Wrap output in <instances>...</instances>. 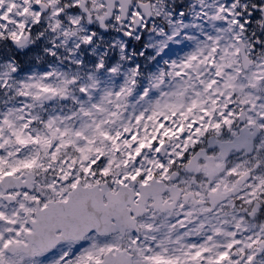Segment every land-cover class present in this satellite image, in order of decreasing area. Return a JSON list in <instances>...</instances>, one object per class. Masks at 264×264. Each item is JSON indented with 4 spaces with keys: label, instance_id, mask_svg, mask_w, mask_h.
Here are the masks:
<instances>
[{
    "label": "snow or ice",
    "instance_id": "obj_1",
    "mask_svg": "<svg viewBox=\"0 0 264 264\" xmlns=\"http://www.w3.org/2000/svg\"><path fill=\"white\" fill-rule=\"evenodd\" d=\"M80 11L0 0V264H264V0H136L123 35L153 39L118 90Z\"/></svg>",
    "mask_w": 264,
    "mask_h": 264
},
{
    "label": "rangeland",
    "instance_id": "obj_2",
    "mask_svg": "<svg viewBox=\"0 0 264 264\" xmlns=\"http://www.w3.org/2000/svg\"><path fill=\"white\" fill-rule=\"evenodd\" d=\"M175 1V3H170L168 0H164V6L171 11H176L180 7H186L190 2V0ZM188 20L190 21V17H188ZM160 21H163L162 24L165 23L163 17H157L156 22L158 23ZM93 29L97 31L96 26ZM97 33H99L98 36L100 37V39L98 40L96 47L86 49L84 53H81V56L82 58L92 57L94 60L98 61L99 56L97 55V53L103 52L104 46H106L108 43H111L112 41L122 40L125 44V55L127 58L126 61L121 60L119 51H111L110 58L107 57V61L110 67L116 65L117 63L120 64V74L113 75L110 71H107L106 75H104L103 77H98L101 90H118L119 87L124 84V72L126 71L127 67L136 66L137 60L140 59L137 56V53L144 47L145 41H152L153 35L150 31H145L142 33L140 41L136 40L135 38H131V40L129 41L122 34H120L119 30L117 29H108L105 32L97 31ZM100 42H104V46H101ZM192 46L193 45L191 41H183L181 44L175 46L177 48V51L173 55L165 56L163 60H160L159 56L149 57L147 62L142 65V67L144 68V72L140 77H138L137 88L142 92L143 89L148 86L149 78L153 74L157 73L160 69L165 67V61L176 59L179 56L184 55L185 52L191 50ZM156 60H159V63H156ZM86 67H95V64L91 60H87Z\"/></svg>",
    "mask_w": 264,
    "mask_h": 264
},
{
    "label": "clouds",
    "instance_id": "obj_3",
    "mask_svg": "<svg viewBox=\"0 0 264 264\" xmlns=\"http://www.w3.org/2000/svg\"><path fill=\"white\" fill-rule=\"evenodd\" d=\"M136 0H80L81 11L79 13L72 14L70 18L76 19L79 23L75 29H70L74 35H80L89 30L90 25H95L101 30L117 29L121 30L122 23L127 16V12L131 7H134ZM121 5L123 7L121 8ZM119 15L121 20L117 22L115 17ZM162 24L163 21L158 22ZM99 35V33H97ZM51 39V37H49ZM101 46H104V42H100ZM44 45H41L43 47ZM62 49L64 46H61ZM111 52L109 53V55ZM122 61H126V55L124 52H120ZM65 55L64 51L60 52V58L62 59ZM98 62H103L108 65L107 56L103 52H98ZM116 72H111L113 75L120 74L121 66L119 63L114 65ZM84 74L90 75L97 79L107 74L106 69H99L96 67H86L82 70ZM134 74V67H127L124 72L125 80L132 77ZM99 82V81H98Z\"/></svg>",
    "mask_w": 264,
    "mask_h": 264
}]
</instances>
